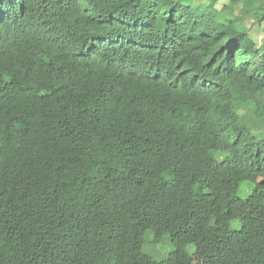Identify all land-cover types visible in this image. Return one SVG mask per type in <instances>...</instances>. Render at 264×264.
<instances>
[{"label": "trees", "instance_id": "obj_1", "mask_svg": "<svg viewBox=\"0 0 264 264\" xmlns=\"http://www.w3.org/2000/svg\"><path fill=\"white\" fill-rule=\"evenodd\" d=\"M217 3L0 0V264H264V8Z\"/></svg>", "mask_w": 264, "mask_h": 264}, {"label": "rangeland", "instance_id": "obj_2", "mask_svg": "<svg viewBox=\"0 0 264 264\" xmlns=\"http://www.w3.org/2000/svg\"><path fill=\"white\" fill-rule=\"evenodd\" d=\"M195 4L200 3H208L211 0H194ZM226 0H218L217 5L221 7ZM241 9V6L234 7V15L233 17L241 19V28L249 30L252 37L257 41L259 48H264V26L261 24H255L251 17H248L247 19H242L239 15V11ZM239 16V17H238ZM261 49V50H262ZM247 110V109H246ZM260 138L264 137V131L258 133ZM228 158L227 155L222 153H214L213 156L208 161V164L206 165V168L203 171L202 180H205V174L208 172L214 165L220 162H224ZM246 184H243L242 189L239 191L238 196L241 198H246L248 193L245 190ZM152 234L150 232H147L145 234L144 238V251L145 253L149 254L150 256L154 257L155 259H162L166 257L172 250L173 247L170 244V238L168 235L164 236V238L159 243H153L152 241ZM186 251L190 254L195 252V247L190 245L186 248ZM203 260L200 256H195L194 264H202Z\"/></svg>", "mask_w": 264, "mask_h": 264}, {"label": "built area", "instance_id": "obj_3", "mask_svg": "<svg viewBox=\"0 0 264 264\" xmlns=\"http://www.w3.org/2000/svg\"><path fill=\"white\" fill-rule=\"evenodd\" d=\"M261 3H262V7L264 8V0H261Z\"/></svg>", "mask_w": 264, "mask_h": 264}]
</instances>
